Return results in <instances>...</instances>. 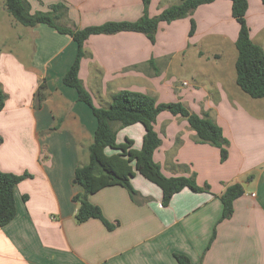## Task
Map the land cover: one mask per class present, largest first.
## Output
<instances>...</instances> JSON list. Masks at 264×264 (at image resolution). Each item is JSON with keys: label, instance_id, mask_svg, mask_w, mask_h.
I'll return each mask as SVG.
<instances>
[{"label": "crops", "instance_id": "1", "mask_svg": "<svg viewBox=\"0 0 264 264\" xmlns=\"http://www.w3.org/2000/svg\"><path fill=\"white\" fill-rule=\"evenodd\" d=\"M180 1L151 0L149 15ZM29 2L32 12L63 2L68 14L60 21L72 28L144 14L143 0ZM248 2L252 40L264 48V3ZM192 19L196 30L189 35ZM239 29L232 2L214 0L190 16L160 22L154 42L136 31L94 34L86 41L80 77L97 105L108 107L121 89L159 102L181 101L218 123L228 149L223 161L220 148L199 141L187 119L162 111L154 123L161 138L154 160L166 175L194 177L204 189L186 187L164 205L162 188L141 173L131 178L134 193L98 171L89 199L115 225L110 229L98 218L76 219L73 196L83 188L75 171L88 162L98 124L76 89L62 81L77 44L47 24L20 27L0 0V84L8 94L0 111V169L32 174L15 187L16 216L0 227V264H179L175 253L193 264H264V98L237 84ZM43 79L47 98L36 109ZM58 120L59 128L48 131ZM145 132L137 122L120 128L117 141L130 138L139 150ZM99 156L110 168L107 156ZM235 183L244 194L233 214L222 218L221 195Z\"/></svg>", "mask_w": 264, "mask_h": 264}, {"label": "trees", "instance_id": "2", "mask_svg": "<svg viewBox=\"0 0 264 264\" xmlns=\"http://www.w3.org/2000/svg\"><path fill=\"white\" fill-rule=\"evenodd\" d=\"M150 1L143 0L144 14L137 20L107 21L99 25L72 28L60 22L68 14V7L63 2L52 4L46 11L32 12L29 0H4L8 12L19 24L30 27L47 24L60 33L71 35L77 44L75 60L64 74L62 81L65 85L76 89L78 100L90 106L98 121L93 141L88 148V162L80 164L75 171V182L83 188L81 192L73 196V200L78 203L76 219L79 222L98 218L110 229L115 226L104 217L101 208L89 199L93 191V179L98 171L107 174L114 181L121 182L134 193L136 190L132 186L131 178L136 172L141 173L162 188V203L164 205H168L173 195L186 187L194 191L204 189L197 184L194 177L166 175L154 160V152L161 144V138L154 128V123L162 111L167 110L187 119L199 141L209 142L219 147L223 161L228 157L226 140L218 123L207 116H201L191 111L183 102H159L148 93L121 89L114 95L108 107L99 106L84 85L80 77V67L85 54L86 41L91 35L136 31L144 33L154 42L160 22H171L190 16L197 7L214 0H181L179 3L164 8L156 16L149 15ZM230 1L232 2V16L240 24L236 39L237 84L251 97L264 98V48L252 40L251 28L246 19L249 2L248 0ZM262 2L264 3V0ZM195 30L196 22L192 19L189 35H193ZM47 89V82L43 79L35 92L34 106L36 109L43 106V102L47 98ZM7 98L8 94L0 84V111L4 109ZM137 122L143 123L146 129L143 145L139 150L133 147L134 141L130 138H126L121 143L117 141V132L120 128ZM115 123L118 124L117 127L114 126ZM59 126L60 120L48 131L56 130ZM2 141L3 137L0 135V144ZM107 148H112L116 152L107 154ZM99 153H104L107 156L106 160L110 163V168H106V163L101 162ZM102 167L106 170H103ZM31 176L32 174L27 171L16 174L0 169V227L6 225L16 216L17 206L14 194L16 185ZM242 194H244V188L239 183L232 184L225 190L221 195L222 218H228L233 214L234 202ZM24 198L26 199L27 196ZM175 257L179 264H193L185 254L175 253Z\"/></svg>", "mask_w": 264, "mask_h": 264}, {"label": "rangeland", "instance_id": "3", "mask_svg": "<svg viewBox=\"0 0 264 264\" xmlns=\"http://www.w3.org/2000/svg\"><path fill=\"white\" fill-rule=\"evenodd\" d=\"M60 22H61V21H60ZM19 25H20V27H25V26H23L22 24H19ZM28 49H29V51L31 52V51L33 50V46L30 45V46L28 47ZM31 55H32V54H31Z\"/></svg>", "mask_w": 264, "mask_h": 264}]
</instances>
